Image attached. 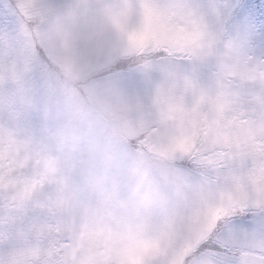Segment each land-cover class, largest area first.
Here are the masks:
<instances>
[{
    "label": "rangeland",
    "instance_id": "rangeland-1",
    "mask_svg": "<svg viewBox=\"0 0 264 264\" xmlns=\"http://www.w3.org/2000/svg\"><path fill=\"white\" fill-rule=\"evenodd\" d=\"M99 2L0 0V202L47 215L40 238L56 264H121L130 255L145 264L166 250L184 264L205 236L173 248L152 235L168 156L120 84L117 65L143 68L142 50L102 24L104 11L90 7ZM247 243L244 252L195 253L192 264L259 259V237Z\"/></svg>",
    "mask_w": 264,
    "mask_h": 264
},
{
    "label": "snow or ice",
    "instance_id": "snow-or-ice-1",
    "mask_svg": "<svg viewBox=\"0 0 264 264\" xmlns=\"http://www.w3.org/2000/svg\"><path fill=\"white\" fill-rule=\"evenodd\" d=\"M90 7L142 50L143 68L117 67L143 109L147 134L168 156L160 178L167 199L150 218L152 235L167 236L175 248L203 233L195 249L201 254L244 252L259 237V259L214 264H264V11H257L264 4L100 0ZM0 222V264H56L40 238L45 213L0 202ZM170 255L145 264H173ZM121 264L140 262L130 255Z\"/></svg>",
    "mask_w": 264,
    "mask_h": 264
}]
</instances>
